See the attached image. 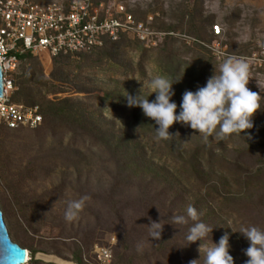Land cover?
<instances>
[{
  "label": "rangeland",
  "instance_id": "obj_1",
  "mask_svg": "<svg viewBox=\"0 0 264 264\" xmlns=\"http://www.w3.org/2000/svg\"><path fill=\"white\" fill-rule=\"evenodd\" d=\"M90 1L112 11L123 5L151 34L81 55L32 54L10 73V100L42 112L35 127L0 128V208L12 240L29 253L25 264H77L76 254L97 264L100 247L108 264H205L199 242L186 240L194 222L172 224L188 205L213 228L202 243L227 233L234 264H246L241 227L264 230V99L251 130L205 143L181 123L169 129L179 136L158 140L155 122L125 98L142 93L152 102L151 79H181L172 97L179 114L184 92L206 86L228 55L248 61V87L264 98V0ZM84 195L78 218L66 221L68 202ZM153 221L164 224L160 240L146 227Z\"/></svg>",
  "mask_w": 264,
  "mask_h": 264
},
{
  "label": "clouds",
  "instance_id": "obj_2",
  "mask_svg": "<svg viewBox=\"0 0 264 264\" xmlns=\"http://www.w3.org/2000/svg\"><path fill=\"white\" fill-rule=\"evenodd\" d=\"M218 71L219 74L214 72L208 79L206 86L198 88L195 92H184L179 114L172 97L173 84L181 79L173 82L164 76H157L149 82L152 94L155 93L154 101L150 102L142 93L137 96L127 93V106L141 108L143 114L155 122L158 126L155 128L158 140L171 141L179 136V133L173 136L169 132L176 123L189 126L205 143H208L210 138L223 141L232 136H241V133H246L254 127V117L261 111V100L264 98L248 87L251 71L244 57L226 56L219 64ZM248 138L251 139L250 136ZM89 199V196L84 195L69 201L65 220H76ZM189 220L194 223L188 229L186 240L188 244L199 242L198 250H204L205 264H234V258L229 254L227 233L220 238L218 244L212 242L211 247L202 243L212 233L213 228L200 221V213L194 206H187L186 216H173L172 224L187 225ZM146 227L150 229L152 240L161 239L164 224L153 221ZM239 233L249 242V247L244 251L248 257L246 264H264V230L248 226L241 227ZM190 264H198V260H192Z\"/></svg>",
  "mask_w": 264,
  "mask_h": 264
},
{
  "label": "built area",
  "instance_id": "obj_3",
  "mask_svg": "<svg viewBox=\"0 0 264 264\" xmlns=\"http://www.w3.org/2000/svg\"><path fill=\"white\" fill-rule=\"evenodd\" d=\"M108 7L90 0H72L67 4L0 0V65L4 82L0 125L35 127L42 121L37 104H18L9 98L13 87L10 73L17 67L21 54L81 55L124 35L148 39L151 32L145 21L135 19L121 4L115 11ZM221 29L220 24H212L214 34ZM93 252L97 264L109 263L108 249L100 247Z\"/></svg>",
  "mask_w": 264,
  "mask_h": 264
},
{
  "label": "water",
  "instance_id": "obj_4",
  "mask_svg": "<svg viewBox=\"0 0 264 264\" xmlns=\"http://www.w3.org/2000/svg\"><path fill=\"white\" fill-rule=\"evenodd\" d=\"M4 94L3 72L0 65V97ZM28 251L18 242L12 240L0 208V264H23Z\"/></svg>",
  "mask_w": 264,
  "mask_h": 264
},
{
  "label": "trees",
  "instance_id": "obj_5",
  "mask_svg": "<svg viewBox=\"0 0 264 264\" xmlns=\"http://www.w3.org/2000/svg\"><path fill=\"white\" fill-rule=\"evenodd\" d=\"M108 42H112V41H106L105 42V44L106 43H108ZM100 48V47H99ZM99 48H97V50L99 49ZM96 50V49H95ZM95 50H92V51H90V52H86V53H91V52H93V51H95ZM83 54H85V53H83ZM32 56V54L31 53H29V52H26V53H23V54H21L20 55V60H23V59H25V58H27V57H31ZM62 56H66V55H57V56H54V58H59V57H62ZM19 60V61H20ZM22 76V72H20V74L17 76L18 77V81H19V79H20V77ZM19 82H24V79H22V77H21V81H19ZM16 103V102H15ZM39 112L41 113V115H42V112H41V110H39ZM19 127H22V125L21 126H19ZM19 127H17V128H19ZM24 127H29V126H24ZM0 128H6V129H16V128H8V127H6L5 125H0ZM30 128V127H29ZM209 213H212V211H210V212H208L207 214H209ZM211 223L212 222H214V221H210ZM211 226H212V224H211ZM219 240H220V238H217L216 239V241H218L219 242ZM245 242L247 243V245H249V242L247 241V239L245 240ZM21 245V244H20ZM21 246H23V245H21ZM229 246L230 247H232V248H235L236 246H234V243L232 242V241H229ZM24 247V246H23ZM233 251V250H232ZM76 258H77V264H83V262H82V259H81V256L79 255V254H76Z\"/></svg>",
  "mask_w": 264,
  "mask_h": 264
},
{
  "label": "bare ground",
  "instance_id": "obj_6",
  "mask_svg": "<svg viewBox=\"0 0 264 264\" xmlns=\"http://www.w3.org/2000/svg\"><path fill=\"white\" fill-rule=\"evenodd\" d=\"M28 254H27V259L23 264H25L28 261ZM53 260L56 261L58 264H69L68 262L61 260V259H58V258H53Z\"/></svg>",
  "mask_w": 264,
  "mask_h": 264
}]
</instances>
